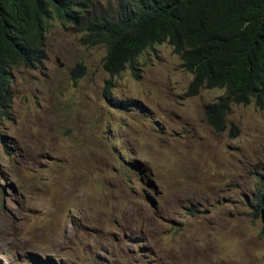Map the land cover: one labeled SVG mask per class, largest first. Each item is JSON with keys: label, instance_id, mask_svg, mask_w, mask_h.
I'll use <instances>...</instances> for the list:
<instances>
[{"label": "rangeland", "instance_id": "rangeland-1", "mask_svg": "<svg viewBox=\"0 0 264 264\" xmlns=\"http://www.w3.org/2000/svg\"><path fill=\"white\" fill-rule=\"evenodd\" d=\"M48 24L0 113V264H264V109L232 104L215 130L224 90L186 95L167 44L107 95L106 45Z\"/></svg>", "mask_w": 264, "mask_h": 264}, {"label": "trees", "instance_id": "trees-1", "mask_svg": "<svg viewBox=\"0 0 264 264\" xmlns=\"http://www.w3.org/2000/svg\"><path fill=\"white\" fill-rule=\"evenodd\" d=\"M33 1L39 7V17L28 23V14L20 0H0V113H4L13 98L12 68L18 64L33 68L45 58L43 19L50 13V3L73 23L76 31L82 32L81 40L85 44L106 45L102 67L109 75L104 88L107 95L111 77L126 67L134 69L138 56L157 38L168 39L191 63L205 64L197 68L200 80L191 83L187 95L196 94L201 86L225 89V95L205 110V119L215 130L225 129L232 103L248 104L253 99L258 108L264 109V72L253 54L257 35H243L236 47L243 51L244 59L240 60L231 50L211 53L212 41H190L189 29L182 24L177 29L176 21L187 22L191 8L200 7V0ZM228 47L233 48L231 42ZM256 199L259 205H264V193Z\"/></svg>", "mask_w": 264, "mask_h": 264}, {"label": "clouds", "instance_id": "clouds-1", "mask_svg": "<svg viewBox=\"0 0 264 264\" xmlns=\"http://www.w3.org/2000/svg\"><path fill=\"white\" fill-rule=\"evenodd\" d=\"M20 3L24 5L26 12L28 14V23H31L33 20L39 17V7L33 0H29V1L20 0ZM52 7H54L55 10H52ZM48 9L50 13L48 16L44 17L43 19L44 27H45L43 31L44 50H45L46 32L49 29L48 21L51 18L52 12L55 11L59 16V18L62 19L63 23L71 24L72 29H74L73 23L66 20L65 17L59 13L57 8L54 5H52V3L48 5ZM178 24H182L184 27L189 29L188 39L190 41L194 43H199L202 40L212 41L210 47L211 53L216 54L217 52L220 51L231 50V52L236 53L240 56V60L244 59L243 51L237 49L236 47L238 46L243 35L245 33H252L254 35H257L254 36L255 45L253 48V54L256 64L261 69V71L264 72V0H200V7H198L197 9L191 8L189 20L185 23L176 21L177 29H178ZM74 30L76 31V29ZM176 32L180 35L179 30ZM229 42H231L233 46L232 49L228 47ZM158 44H167L168 46H170L172 52L180 60V67L182 68V70L188 73L189 80H188V85L185 89V94L187 95L191 83L196 80H200L199 74L197 72V68L203 67L205 66V64L204 63L194 64L191 63L189 59L183 58L181 53L175 49V46L172 43H170L168 39L160 41L159 39L155 38L153 39V42L149 44V46H147L146 49L152 48ZM186 46L188 47L187 43ZM240 63L243 66L245 65L244 62L240 61ZM202 88L211 89L209 87L201 86L196 94H198ZM212 88H219V87H212ZM220 89H223L224 93L220 95L215 101L208 103L205 106V110L209 104L218 101L220 97L225 95V89L224 88H220ZM196 94H192V95H196ZM251 101H253V99H251L250 102ZM232 104H236V103H232ZM231 105H230V109H231ZM204 115H205V111H204ZM260 216H261V212H260Z\"/></svg>", "mask_w": 264, "mask_h": 264}, {"label": "water", "instance_id": "water-1", "mask_svg": "<svg viewBox=\"0 0 264 264\" xmlns=\"http://www.w3.org/2000/svg\"><path fill=\"white\" fill-rule=\"evenodd\" d=\"M261 220L264 223V207L261 209Z\"/></svg>", "mask_w": 264, "mask_h": 264}]
</instances>
